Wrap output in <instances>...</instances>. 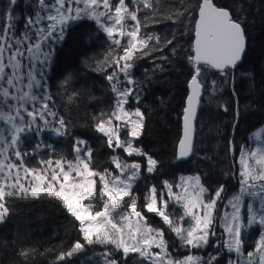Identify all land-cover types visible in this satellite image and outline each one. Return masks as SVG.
<instances>
[{"label": "snow or ice", "instance_id": "1", "mask_svg": "<svg viewBox=\"0 0 264 264\" xmlns=\"http://www.w3.org/2000/svg\"><path fill=\"white\" fill-rule=\"evenodd\" d=\"M16 4L17 0H9L6 14L0 16V21H4L0 23V122L7 125V135L0 133L3 137L0 139V223L11 213L8 206L11 198L36 199L43 194L62 204L66 213L78 222L81 234V239L69 251L59 253L56 257L59 261L85 251L86 246L110 245L111 248L102 253L104 264H119L115 253L123 254L124 264L130 254H135L136 264H219V253L209 254L207 259L191 253L182 257H173L169 253L165 233L150 226L138 210L133 186L141 175L140 162L129 163L119 155H113L111 163L120 175H113L109 169L98 171L92 166V149L86 147V140L78 137L72 145V159L55 154V149L48 145L55 155L40 159L39 167L29 166L24 159L29 152L21 150V134L34 128L37 134L49 129L57 137L70 135L66 121L50 106L49 101L53 98L45 77L53 61V47L65 39L70 23L86 18L94 20L115 46L107 53L110 62L105 60L108 67L114 69L106 74L115 96L114 106L107 119L102 114L95 124V131L106 138L107 146L113 152L122 149L129 157H144L146 171L157 170V160L134 146L143 135L145 114L139 107L131 109L126 105L133 101L137 105L140 103L137 81L131 73L134 58H138L135 54L146 57L152 51H162L158 36L142 33V28L148 27L150 14L158 11L159 5L155 0H132L134 7L126 0L115 3L113 0H36L34 15L26 18L23 30L17 35ZM195 7L198 10V18H194L195 40L188 57L192 73L187 81L189 91L183 108L178 161L193 154L197 108L202 96L205 93L214 96L218 90V82L210 73H218L227 82L230 70L235 73L247 49L245 28L229 9L217 5L214 0H197ZM142 10L143 24L139 15ZM173 15L168 18L173 19ZM125 37L126 42L122 44ZM154 38L156 46L149 51V41ZM173 39L164 43L171 45ZM116 49H122L123 54H114ZM123 130H126L127 139L121 138ZM255 137L264 145V133H256ZM229 144L234 145V141ZM230 150L233 149L230 147ZM164 190L167 198L165 191L158 193L153 185L145 194L143 207L163 220L181 247L206 249L215 246L211 237L217 236L216 226H219L227 236L222 247L236 256V259L229 256V264H256L257 257L258 264H264V146L249 151L241 149L239 191L227 198V206L232 209L230 213L216 214L218 201L225 199L222 196L224 185L206 198L207 189L199 175L182 177L176 185L164 181ZM245 197L248 198L246 216L242 218L241 206L245 205ZM170 201L182 208V215L168 210ZM121 208L125 210L118 212ZM185 219L189 221L187 226L179 223ZM255 226L260 229L259 238L255 241V251L247 252L245 262L241 259L244 234Z\"/></svg>", "mask_w": 264, "mask_h": 264}, {"label": "trees", "instance_id": "2", "mask_svg": "<svg viewBox=\"0 0 264 264\" xmlns=\"http://www.w3.org/2000/svg\"><path fill=\"white\" fill-rule=\"evenodd\" d=\"M155 2L159 10L150 14L148 27L142 28V33L158 36L162 51H152L146 57L140 53L135 54L138 58H134L131 73L137 81L140 103L137 105L133 101L126 107H139L145 114L143 135L134 146L140 147L157 160V170L145 175L144 157L125 156L118 149L113 152L107 147L105 138L95 131V124L102 114L107 119L114 106L115 96L106 79V74L114 69L109 68L105 60L110 62L107 53L115 46L111 45L103 31L86 19L69 24L65 39L53 53L51 72L46 79L53 98L49 101L50 106L59 118L66 121L70 135H55L47 139L43 147H36L32 139L22 138L21 150L29 152L24 157L29 166L39 167L40 159L55 154H63L71 159L74 138L78 137L86 140L92 149V166L98 171L109 169L115 174L110 161L113 155H119L129 163L140 162L141 175L133 186V192L137 194L138 210L150 226L165 233L168 250L173 252L171 232L158 219L144 211V196L153 185L159 192L163 189L164 181L173 182L180 176L199 175L202 185L207 189L206 198L213 195L220 185L225 187L222 195L234 190L239 176L237 151L241 147L246 148L250 137L264 126V0H214L242 22L247 35V49L237 70L229 74L226 83L225 78L218 73H210V76L220 78L225 85L218 87L216 94L209 95L207 100L202 98L195 121L193 154L186 161L176 159V145L187 81L192 73L188 57L192 54L191 40L197 0ZM19 5L20 0L14 7L15 11ZM139 15L143 24L144 10ZM170 15H173V19L168 18ZM126 39L122 40V44ZM168 39H173L171 45L164 43ZM153 46H156L155 38L149 41V51ZM72 49L77 50L75 55L69 54ZM122 53V49H116L114 54ZM162 56L165 59H161ZM66 61L72 65L69 70L64 66ZM225 108L228 110L225 111ZM121 138H125V131L121 132ZM230 141H234V145L230 146ZM48 145L55 149V154ZM8 206L11 213L0 223V264H78L87 255L110 248L86 246L85 251L66 261H59L56 258L59 253L69 251L81 239L78 222L66 213L62 204L54 197L42 194L36 199L11 198ZM217 206H220L219 202ZM244 212L241 211L242 218L245 217ZM256 232L255 226L244 234L247 250L251 245L253 248ZM186 253L187 250L184 251ZM115 256L119 264H124L122 253H115ZM134 257V254H130L127 264H136ZM219 264H224L222 259H219Z\"/></svg>", "mask_w": 264, "mask_h": 264}, {"label": "rangeland", "instance_id": "3", "mask_svg": "<svg viewBox=\"0 0 264 264\" xmlns=\"http://www.w3.org/2000/svg\"><path fill=\"white\" fill-rule=\"evenodd\" d=\"M18 1L19 0H17V2ZM116 1L117 0H113V3H115ZM35 3H36V0H20L19 9L16 10V11L14 10V18H15L14 19V23L16 24V33H17V35H19L20 32L23 30L26 18L29 17V16L34 15V13H35V7H34ZM128 4L130 6H132V0H128ZM132 7H134V6H132ZM8 8H9V0H0V16L5 15L6 14V11L8 10ZM91 21H93L94 26L97 29H99L98 26L96 25L95 21L94 20H91ZM3 22L4 21H0V23H3ZM128 23L131 24L132 22L131 21H128ZM99 30L103 31L102 29H99ZM117 38H120V37L117 36ZM125 39H126V37H125ZM60 43L61 42L57 43L53 47L52 54L54 53L55 50H58V47L60 46ZM76 52H77V50L74 51L72 49V50H70L69 54L70 55H75ZM25 63H27V62L25 61ZM64 66H66L65 68L67 70H69V69L72 68V65H71V62L70 61L64 62ZM23 71L26 72L27 69H23ZM50 72H51V65H50V67H49V69L47 71V76L45 77V79L48 78ZM211 77H213V76H211ZM213 78H215L217 80V82L219 83V87L221 85L222 86L225 85V83H226V82L223 83L222 80L220 78H218V77H213ZM208 96H209V94L208 93H205L202 96V98H204L205 100H207L208 99ZM40 123L42 124V122H40ZM6 128H7V125H4L2 122H0V133H4V135H7ZM263 130H264V126L260 130L256 131L250 137L249 143H248V145H247L246 148H242L241 147V148L238 149L237 155H236V161H237V166H238L237 167L238 173H239V170H240V153H241V149H243L244 151H249L250 149H255L256 147H262V146H264V145L261 144V141L257 140L256 137H255V134L256 133H262ZM123 131H125V138L124 139H127L126 130H123ZM21 135H22V138L32 139L36 145H39V147H43V144L46 142V140L53 138L55 136V133L52 132V131H50L49 129H44V130L40 131L37 134L36 129L34 128L31 132L23 133ZM2 138L3 137H0V139H2ZM105 140H106V138H105ZM86 147H88V145H86ZM110 150H112V149H110ZM118 150L121 152L122 155L127 156L126 154L123 153V150L122 149H118ZM73 157H74V153L72 155V158ZM12 158L14 159V156ZM110 161H111V158H110ZM113 167H114V165H113ZM114 171H115V174H113V175H120V173L115 169V167H114ZM144 173H145V175L150 174V173H148L146 171V167H145ZM182 177H190V176H180V177H177L173 182H169V183L170 184H173V185H176V184L180 183V180H181ZM237 178H238V181H237L236 186L234 187V190H231L226 195H222L225 199H222V200L218 201L220 203V206H217V209H216V214L218 216H223V214L225 212H229L230 213L232 211V209L227 206V198H231V196H233L234 194L238 193V191H239V176ZM173 190L174 191H178L175 188ZM161 191H165L164 190V184H163V189ZM165 198H167L166 191H165ZM125 200L126 201H130L127 198H125ZM247 200H248V198L245 197V205H242L241 206V211L242 210L245 211L244 212L245 216H246V203H247ZM253 203L256 204V206H258V204H257L256 201H253ZM144 204H146V200L145 199L143 201V205ZM158 206H159V204H158ZM143 209H144V211H146V208L143 207ZM124 210L125 209L121 208V209H118L117 211L118 212H123ZM168 210L174 211L175 214H177V215H182L183 214L182 208L179 207V206H177V204L175 203V201H170L169 202V204H168ZM149 214L152 217L158 219L163 225H165L163 223V220L159 216H157L155 213H149ZM118 219H119V217H117V220ZM179 223H182L184 226H187V224L189 223V221H188V219H185L184 221L179 222ZM165 226L168 228L167 225H165ZM256 227H257V232H256V235H255V239L257 240L259 238L260 229H259L258 226H256ZM169 231H170V229H169ZM216 232H217V236L211 237L212 245H215V246H209L206 249H188V248H185V247H181L180 241L177 239L176 235L171 232V234L173 236V242L171 243V245L173 246V252L169 251V253L173 257H182L183 255H186V254H189V253H191V254L192 253H195V255H199V256L203 257L204 259H207L209 254H217V253H219L218 259H222L223 262H224V264H229V256L231 255L232 259H236V256H235L234 253L233 254H229L227 252V250L222 247L224 241L227 239L226 234L223 233V229L220 228L219 226H216ZM108 246L111 248L110 245H108ZM88 247H92V246H88ZM244 248H245L244 256L241 257V259L246 262L247 259H248L247 252L248 251H255V248H254V246L252 248V245H251V248L249 250L246 249V248H248V245H245ZM185 250H187V253L186 254H184V251ZM154 251H158V249H154ZM202 251H203V253H202ZM103 252L104 251H100V252H96V253H91V254L87 255L86 258L83 261H81L80 263H78V264H104V257L102 256V253ZM256 264H258V257H257V260H256Z\"/></svg>", "mask_w": 264, "mask_h": 264}, {"label": "water", "instance_id": "4", "mask_svg": "<svg viewBox=\"0 0 264 264\" xmlns=\"http://www.w3.org/2000/svg\"><path fill=\"white\" fill-rule=\"evenodd\" d=\"M196 18H198V10H197V13H196ZM194 40H195V34H194V26H193V34H192V40H191V51H192V46H193ZM230 72H231V70H230ZM188 91L189 90L187 88V95H188ZM187 95H186V97H187ZM185 105H186V98H185V102H184V106ZM182 117H183V111H182V115H181V118H180V134H179V139L181 138V136L183 134V119H182ZM178 142H179V140H178ZM177 153H178V143L176 145V155H177ZM188 159L189 158L184 159V160H180V161H186Z\"/></svg>", "mask_w": 264, "mask_h": 264}]
</instances>
